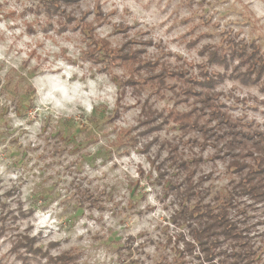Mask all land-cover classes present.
Segmentation results:
<instances>
[{"label": "rangeland", "instance_id": "374dc122", "mask_svg": "<svg viewBox=\"0 0 264 264\" xmlns=\"http://www.w3.org/2000/svg\"><path fill=\"white\" fill-rule=\"evenodd\" d=\"M215 108L264 136V0H0V264H215L180 212L238 179L183 127ZM239 202L264 264V201Z\"/></svg>", "mask_w": 264, "mask_h": 264}, {"label": "trees", "instance_id": "16d2710c", "mask_svg": "<svg viewBox=\"0 0 264 264\" xmlns=\"http://www.w3.org/2000/svg\"><path fill=\"white\" fill-rule=\"evenodd\" d=\"M240 56V63L250 62L252 57L247 52H243ZM249 68V74L243 77L242 81H257L263 68L261 69L258 63L250 64ZM252 72L258 73L256 78L251 76ZM211 106L213 105H207V107ZM212 115H214V120L219 122L215 129L207 128L205 123L200 124L199 120L183 127L203 132L206 141L209 138L222 141L226 149L225 153L231 158L230 167H234L238 179L229 183L224 190L216 192L209 203L197 201L193 206L187 205V202L183 203L180 210L181 219L189 228L192 238L199 244L204 254L203 261L215 264H263L262 259L253 249L254 245L245 234L248 228H243L232 212L239 211L240 198L247 197L256 202L264 201V136L259 132L250 131V134H247L242 129L238 131L233 129L237 125L232 122L226 112H221L219 109L215 108ZM221 124L226 126L222 127ZM254 137L257 139L254 140ZM251 140L254 141L249 146L248 143ZM247 157L250 158V163L247 162ZM189 161L192 167H189L186 161H180L183 171L181 169L179 182L174 184L177 185L176 189H180L179 196L182 202L192 199L194 195H199L196 191L198 182H195L194 176L201 160L199 157H194ZM86 192L87 190L81 192V197L77 199V202L87 201L88 193ZM200 197V200L204 199V196ZM215 259H218L217 262Z\"/></svg>", "mask_w": 264, "mask_h": 264}]
</instances>
